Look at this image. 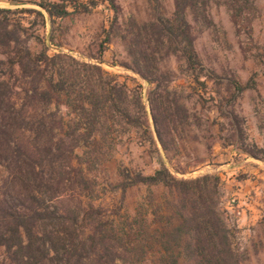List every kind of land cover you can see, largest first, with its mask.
Listing matches in <instances>:
<instances>
[{"label":"trees","instance_id":"1","mask_svg":"<svg viewBox=\"0 0 264 264\" xmlns=\"http://www.w3.org/2000/svg\"><path fill=\"white\" fill-rule=\"evenodd\" d=\"M222 1L241 28L258 15L255 0ZM27 2L39 8L0 6V264H245V250L221 206L219 176L178 179L166 167L136 175L132 184H161L175 194L164 215L115 220L92 202L89 175L111 156L117 140L134 131L149 133L151 118L163 149L170 151L175 131L190 123L171 87L174 71L164 62L175 56L192 75L216 76L204 66L194 32L213 23L211 0H175L171 16L129 25V60L121 65L152 85L149 110L140 86L129 84L134 78L66 53L51 55L38 30L47 17L55 21L105 4L113 13L105 40L110 41L121 13L116 0ZM32 40L41 47L33 49ZM230 84L242 89L235 79ZM222 114L229 144L264 159V149L247 141L235 110Z\"/></svg>","mask_w":264,"mask_h":264},{"label":"rangeland","instance_id":"2","mask_svg":"<svg viewBox=\"0 0 264 264\" xmlns=\"http://www.w3.org/2000/svg\"><path fill=\"white\" fill-rule=\"evenodd\" d=\"M27 1L19 5L0 1V6L39 8ZM116 1L121 13L110 41L105 40L113 13L105 4L91 12L74 13L55 21L47 17L46 24L38 30L49 54L66 53L106 71L134 78L129 84L140 86L149 110L148 94L152 85L121 65L129 60L125 35L132 22L141 24L158 16H171L175 0ZM255 3L258 15L251 26L241 28L222 0H211L213 23H202L194 32L204 66L216 70L213 79L207 78L205 71L190 74L183 61L175 56L165 58L164 64L174 71L171 87L177 90L180 102L190 115V123L175 131L177 140L172 149H163L149 118V133L134 131L117 140L111 156L89 175L94 179L93 204L100 205L115 220L139 213L170 212L175 194L161 184H132L138 174L150 175L157 168L166 167L178 179L205 174L219 176L221 206L227 223L237 231L239 246L245 250V264H264V159L229 144L227 118L222 111L234 109L244 122L247 141L257 149H264V0H255ZM31 45L35 50L41 47L36 40ZM99 54L102 59L96 58ZM231 79L241 84L240 91L230 84ZM194 161L198 163L193 164ZM177 167L188 169L182 172ZM84 201H88L87 197Z\"/></svg>","mask_w":264,"mask_h":264}]
</instances>
